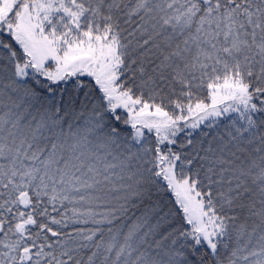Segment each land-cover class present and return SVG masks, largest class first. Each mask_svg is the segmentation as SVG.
<instances>
[{
    "label": "snow or ice",
    "instance_id": "1",
    "mask_svg": "<svg viewBox=\"0 0 264 264\" xmlns=\"http://www.w3.org/2000/svg\"><path fill=\"white\" fill-rule=\"evenodd\" d=\"M0 264H264V0H0Z\"/></svg>",
    "mask_w": 264,
    "mask_h": 264
}]
</instances>
